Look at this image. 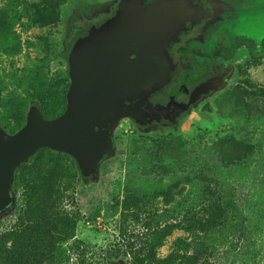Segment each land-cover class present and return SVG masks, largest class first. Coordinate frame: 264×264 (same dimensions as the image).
Returning <instances> with one entry per match:
<instances>
[{
    "label": "rangeland",
    "instance_id": "obj_1",
    "mask_svg": "<svg viewBox=\"0 0 264 264\" xmlns=\"http://www.w3.org/2000/svg\"><path fill=\"white\" fill-rule=\"evenodd\" d=\"M111 2L0 0L5 131L19 129L33 103L44 115L64 109L67 42ZM239 19L225 25L253 35L255 53L242 47L225 86L177 124L140 130L122 119L114 153L94 180L72 173L64 153L47 148L17 170L14 206L0 217V264H35L22 243L31 226H51L49 215L57 242L44 264H160L170 253L186 255L187 264H264V16ZM53 166L51 199L38 202L32 180ZM184 214L194 222L172 226ZM56 247L62 260L50 262Z\"/></svg>",
    "mask_w": 264,
    "mask_h": 264
},
{
    "label": "water",
    "instance_id": "obj_2",
    "mask_svg": "<svg viewBox=\"0 0 264 264\" xmlns=\"http://www.w3.org/2000/svg\"><path fill=\"white\" fill-rule=\"evenodd\" d=\"M178 2H117L105 20L91 22L68 42L70 83L62 112L46 118L33 103L15 132L0 124V217L15 203L16 168L42 148L68 154L84 179L99 176L100 164L114 153L119 122L129 117L138 123L136 113L149 107L134 98L161 88L168 78L166 51L186 17Z\"/></svg>",
    "mask_w": 264,
    "mask_h": 264
},
{
    "label": "flooded vegetation",
    "instance_id": "obj_3",
    "mask_svg": "<svg viewBox=\"0 0 264 264\" xmlns=\"http://www.w3.org/2000/svg\"><path fill=\"white\" fill-rule=\"evenodd\" d=\"M119 1L112 0L101 15L74 36L91 22L105 20ZM178 3L186 17L166 51L168 78L161 88L134 98L149 103V107L136 113L138 123L128 117L140 130L177 124L185 113L225 86L242 47L253 53L257 49L253 35L231 32L225 24L227 20L239 22L241 17L264 16V0H180ZM259 48V54H264V38ZM180 106L186 110L180 112Z\"/></svg>",
    "mask_w": 264,
    "mask_h": 264
},
{
    "label": "trees",
    "instance_id": "obj_4",
    "mask_svg": "<svg viewBox=\"0 0 264 264\" xmlns=\"http://www.w3.org/2000/svg\"><path fill=\"white\" fill-rule=\"evenodd\" d=\"M42 102L43 101H41V105H43ZM41 112H42V109H41ZM61 112H62V110L60 112L46 111L47 116L44 115L43 112H42V115L46 118H51V117L58 115ZM1 126L6 130V127L4 124L1 123ZM13 132H15V131H13ZM13 132H11V133H13ZM234 148H235V151L240 150L239 145L235 146ZM47 149L51 153H58L59 152V151L52 150L49 148H47ZM64 155L66 156V158L70 164L68 168L72 171V173L78 174L79 169H78L77 163L68 154L64 153ZM32 157L33 156H31L30 158H32ZM22 166H25V163L20 164L16 168L15 173H14L13 183H12V190L14 193H16V190L19 186V183L21 182V175H17L16 172ZM56 166H53L52 169L47 170L46 175L39 182L32 180L33 189L35 190V194L38 196V202H47L48 200L51 199L52 188L55 185V183L52 180H54V175L57 172ZM38 207H39L38 204L33 205V208H35V209ZM34 213L37 214V211H35ZM60 219H62V218H60ZM46 222H49V224H51V226H52L54 223V220L49 215L46 219ZM193 222H194V219L190 215L184 214L179 219L178 223H176L172 226H184L185 227V226H189ZM50 227L48 229H46L44 226L38 225V223L35 226H31L29 228L30 233L25 236V240L22 243L25 245V242L26 243L28 242V244H29L28 246H30V249L32 251L29 254L30 258H35L37 256V260L35 261V264H44V263H42V259L47 258L49 256L48 254L51 253V251H52L51 249L49 250L48 246L54 247L56 242H57L56 235L54 233H50L52 231V229ZM27 237H28V240H27ZM42 246H44L43 249H41ZM40 249H41V251H40ZM55 249H58V247L54 248L53 250H55ZM38 251H40V252L38 253ZM113 256H116L118 258L119 253L117 252ZM61 257H62V250L58 249L56 254L50 255V262H52L54 260L61 261L62 260ZM17 260H18V258H17ZM187 263H188V257L184 254L178 256V254L170 253L169 255H166V257H164L160 260V264H187Z\"/></svg>",
    "mask_w": 264,
    "mask_h": 264
}]
</instances>
